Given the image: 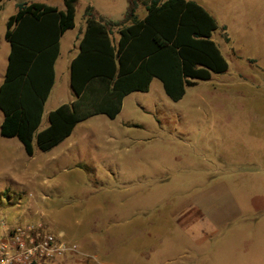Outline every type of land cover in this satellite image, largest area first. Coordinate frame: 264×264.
Here are the masks:
<instances>
[{"label":"rangeland","instance_id":"374dc122","mask_svg":"<svg viewBox=\"0 0 264 264\" xmlns=\"http://www.w3.org/2000/svg\"><path fill=\"white\" fill-rule=\"evenodd\" d=\"M192 1L216 21L225 73L195 80L178 102L155 80L114 120L92 116L46 152L33 141L31 157L0 135V224L40 222L76 246L49 264H264V0ZM21 2L63 9L62 0H2L0 84L5 22ZM128 7L77 1L37 132L72 97L67 57L86 16L119 23ZM144 13L139 0L135 15ZM119 28H109L114 40Z\"/></svg>","mask_w":264,"mask_h":264},{"label":"trees","instance_id":"16d2710c","mask_svg":"<svg viewBox=\"0 0 264 264\" xmlns=\"http://www.w3.org/2000/svg\"><path fill=\"white\" fill-rule=\"evenodd\" d=\"M77 1L62 0V10L21 2L5 23L9 52L0 85V135L16 138L29 157L34 153L33 141L46 152L92 116L114 119L123 99L147 92L152 79L160 81L170 101L178 102L195 80L207 81L228 69L211 39L216 21L200 4L141 0L146 15L139 19L135 15L139 0H128L119 23L86 16L77 54L70 63L69 86L75 99L50 111L48 125L37 132L54 85L60 38L75 26ZM111 25L120 27L116 40Z\"/></svg>","mask_w":264,"mask_h":264},{"label":"built area","instance_id":"2783aa9c","mask_svg":"<svg viewBox=\"0 0 264 264\" xmlns=\"http://www.w3.org/2000/svg\"><path fill=\"white\" fill-rule=\"evenodd\" d=\"M76 246L64 242L40 222L0 224V264H49Z\"/></svg>","mask_w":264,"mask_h":264},{"label":"crops","instance_id":"0c3cea01","mask_svg":"<svg viewBox=\"0 0 264 264\" xmlns=\"http://www.w3.org/2000/svg\"><path fill=\"white\" fill-rule=\"evenodd\" d=\"M59 10H62V9H59ZM145 15H146V11H145V13H144V15H143L142 17H139V19H142ZM5 23H6V22H5ZM85 24H86V23H85V21H84V24H83L78 30H83V31H84V30H85ZM74 28H75V26H74ZM74 28H73V29H74ZM73 29H70V30H73ZM83 31H82V32H83ZM81 36H82V33H81V35H78V36L75 37V42H76V44H75L74 46L72 45V46H73V47H72V50L69 51L70 54H69V56L67 57V64H68V83H69V77H70V63H71V60H72V59L76 56V54H77V51H78V42H79ZM8 52H9V49H8ZM8 52H7V56H8ZM59 52H60V50H59ZM56 61H57V60H56ZM55 65H56V62H55ZM55 65H54V85H53V86H55L56 77H57L56 70H55ZM155 80H157V79H152V80H151V82H150V84H149V88H150V86L154 83ZM0 85H1V84H0ZM52 88H53V87H52ZM69 88H70V86H69ZM149 88H148V91H149ZM148 91H147V92H148ZM70 92H71V94H72V97H71L69 103H71V102L74 101V99H75L74 94L72 93L71 89H70ZM147 92H145V93H147ZM50 93H51V92H50ZM135 93H139V92H135ZM131 94H133V93H131ZM131 94H129V95H131ZM49 95H50V94H49ZM129 95H128V96H129ZM128 96H126V97H128ZM126 97H125V98H126ZM48 98H49V96H48ZM125 98H124L123 101H122L121 111H122V109H123V104H124V100H125ZM60 105H62V104L59 103V105H57V107H59ZM44 106H45V105H44ZM57 107H56V108H57ZM56 108H55V109H56ZM53 110H54V109H53ZM53 110H52V111H53ZM121 111H120V113H121ZM49 112H50V111H49ZM49 112H48V113H49ZM120 113H119V114H120ZM119 114H118V115H119ZM118 115H117V116H118ZM117 116H116V117H117ZM116 117H115V118H116ZM115 118H114V119H115ZM114 119H112V120H114ZM79 124H81V123H79ZM79 124H77L76 126H78ZM76 126H75V128H76ZM75 128H74V129H75ZM74 129H73V130H74ZM72 132H73V131H72ZM71 134H72V133H71ZM62 142H63V141H62ZM114 142H118V140L114 139ZM207 200H208V198H207V197H204L203 200H202V202H207Z\"/></svg>","mask_w":264,"mask_h":264}]
</instances>
